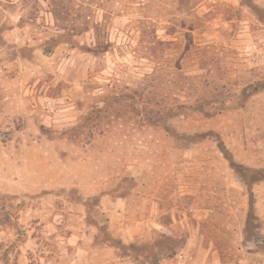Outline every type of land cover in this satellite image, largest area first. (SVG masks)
Listing matches in <instances>:
<instances>
[{"label": "rangeland", "instance_id": "1", "mask_svg": "<svg viewBox=\"0 0 264 264\" xmlns=\"http://www.w3.org/2000/svg\"><path fill=\"white\" fill-rule=\"evenodd\" d=\"M0 264H264V0H0Z\"/></svg>", "mask_w": 264, "mask_h": 264}, {"label": "crops", "instance_id": "2", "mask_svg": "<svg viewBox=\"0 0 264 264\" xmlns=\"http://www.w3.org/2000/svg\"><path fill=\"white\" fill-rule=\"evenodd\" d=\"M108 201H110V209L108 210V212L111 214L112 218L116 217V214H123L125 208H127L128 204H129V198L127 197H108L107 201L105 200V203H107ZM120 209V210H119ZM71 219L74 221V219H78L79 215L78 214H71L70 215ZM84 217L82 218V220H84ZM146 224H147V220H143L140 222H137V224H127L123 226V233L124 234H128L129 239H125L122 238V240L124 242H128V240H131V238H133L134 234L136 232H139V230L143 231L146 229ZM85 225H87L85 223ZM94 226H92L91 224H88V232H84V236H81V238H83L84 240H81V243L83 244L85 242V247L87 249H93V240H94V235H91V229ZM143 228H145L143 230ZM127 238V237H126ZM69 242L72 244H77V246H82V244H79L80 242V237L75 236L74 234H71L69 236ZM80 249V248H79Z\"/></svg>", "mask_w": 264, "mask_h": 264}, {"label": "trees", "instance_id": "3", "mask_svg": "<svg viewBox=\"0 0 264 264\" xmlns=\"http://www.w3.org/2000/svg\"><path fill=\"white\" fill-rule=\"evenodd\" d=\"M183 107V106H182Z\"/></svg>", "mask_w": 264, "mask_h": 264}]
</instances>
